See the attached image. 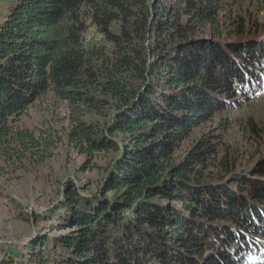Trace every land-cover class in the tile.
Listing matches in <instances>:
<instances>
[{"label":"trees","instance_id":"trees-1","mask_svg":"<svg viewBox=\"0 0 264 264\" xmlns=\"http://www.w3.org/2000/svg\"><path fill=\"white\" fill-rule=\"evenodd\" d=\"M242 1L17 0L0 24L1 157L9 164L42 152L41 139L20 123L51 93L72 111L69 144L113 155L95 194L65 183L48 217L55 235L36 238L20 258L264 259V158L243 169L224 141L230 120L214 126L264 88V40L236 12ZM90 25L106 44L86 45ZM246 124L260 136L253 119ZM5 170L0 165V177Z\"/></svg>","mask_w":264,"mask_h":264},{"label":"rangeland","instance_id":"rangeland-1","mask_svg":"<svg viewBox=\"0 0 264 264\" xmlns=\"http://www.w3.org/2000/svg\"><path fill=\"white\" fill-rule=\"evenodd\" d=\"M16 2L0 0V24ZM236 12L251 22L257 31L255 36L264 40L260 37L264 36V0L242 1ZM85 39L87 46L106 44L103 35L92 25ZM72 117L64 101L52 93L45 96L31 106L20 123L22 129L34 132L41 139L42 152L33 149L22 161L16 159L9 164L0 155V165L6 168L0 177V264H38L19 255L36 238L55 235L48 217L63 201L65 183L73 182L83 195L90 196L105 181L113 155L89 156L71 146L67 134L73 124ZM218 119L230 120L224 141L242 158L243 169H250L264 158V88L244 108L219 115L214 126L218 125ZM249 119L262 130L260 136L246 130ZM208 128L209 124L200 127L193 139ZM245 264H264V259L249 257Z\"/></svg>","mask_w":264,"mask_h":264}]
</instances>
